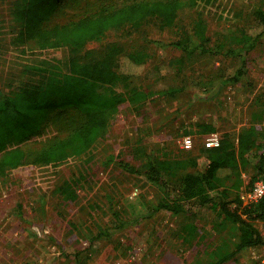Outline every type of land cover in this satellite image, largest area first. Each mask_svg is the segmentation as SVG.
I'll use <instances>...</instances> for the list:
<instances>
[{
  "label": "rangeland",
  "instance_id": "rangeland-1",
  "mask_svg": "<svg viewBox=\"0 0 264 264\" xmlns=\"http://www.w3.org/2000/svg\"><path fill=\"white\" fill-rule=\"evenodd\" d=\"M22 1L0 0V97L42 80L46 72L35 68H51L43 62L64 70L68 55L66 48L12 44L18 29L12 11ZM82 1L80 7L66 8L55 22L77 20L89 8ZM257 8L264 10V0H216L208 7L181 9L171 28L163 29L152 19L138 30H109L88 42L83 56H102L113 43L125 53L143 51L145 64L134 71L130 84L149 93V100L139 110L123 105L105 136L86 154L55 167L23 165L0 180V264H189L214 258L219 246L231 243L237 228L221 223L209 205L188 202L185 213L161 210L149 215L167 197L141 171L148 156L196 158L202 169L206 134H194L197 124L210 122L219 135L252 124L264 131V38L248 53L244 77L227 86L216 75L230 74L240 63L237 59L222 54L188 57L171 45L201 14L209 45L235 46L230 35L238 28H253ZM127 63L121 60L124 72L130 71ZM200 82L206 83L205 91ZM62 134L59 124L49 125L32 146ZM185 136L192 139L191 149L183 147ZM257 154L247 155L243 185L256 172ZM124 165L139 172L131 173ZM67 179L77 180L75 202L54 192ZM167 190L177 196V187L169 184ZM114 213L127 225L88 248L91 237L115 224ZM257 224L264 235V221ZM225 264H264V246L244 249Z\"/></svg>",
  "mask_w": 264,
  "mask_h": 264
},
{
  "label": "trees",
  "instance_id": "trees-1",
  "mask_svg": "<svg viewBox=\"0 0 264 264\" xmlns=\"http://www.w3.org/2000/svg\"><path fill=\"white\" fill-rule=\"evenodd\" d=\"M84 1V7L89 8L77 20L66 24L55 22L56 16L66 8L80 7L82 0H23L12 11L18 25L12 40L14 46L29 44L39 50L66 48L68 55L64 70L43 62L51 68H35L46 72L42 80L21 85L0 97V180L23 165L55 167L86 154L105 136L123 105L139 110L149 100V93L130 84L136 75L134 71L145 64L143 51L125 53L120 45L113 43L102 56L88 52L83 56L81 51L88 42L109 30H138L152 19L163 29L171 28L181 9L208 7L216 0H118L115 6L111 4L115 0H101L98 4ZM253 16V28L233 30L230 39L235 46L209 45L207 25L201 14L171 45L188 57L222 54L237 59L240 63L230 74L225 76V72H220L216 75L222 86L236 84L246 74L248 53L264 38V10L255 9ZM123 59L127 60L130 71L121 69ZM200 83L205 91L206 83ZM55 124H59L62 135L32 146L49 125ZM213 131L215 126L204 122L197 124L194 134ZM219 139L218 147H204L207 162L202 169H198L196 158L148 156L142 166L141 173L167 197L155 204L149 215L161 210L182 214L187 211L186 203L192 202L196 206L209 205L221 223L233 225L238 230L231 243L224 242L217 248L214 258L189 264H225L244 249L264 246V235L257 224L264 221V197L248 205L240 200L243 187L250 188L257 179L264 181V154H261L264 131L252 124L240 132H224ZM255 152L259 153L254 165L256 172L243 185L241 173L246 171L247 155ZM124 167L131 173L139 172ZM75 184L76 179L63 180L54 192L75 202L78 199ZM169 184L177 187L176 197L168 192ZM113 215L115 224L91 237L88 248L96 239L108 238L127 225L116 213Z\"/></svg>",
  "mask_w": 264,
  "mask_h": 264
},
{
  "label": "built area",
  "instance_id": "built-area-1",
  "mask_svg": "<svg viewBox=\"0 0 264 264\" xmlns=\"http://www.w3.org/2000/svg\"><path fill=\"white\" fill-rule=\"evenodd\" d=\"M183 147L185 149L192 148V139L190 136H185L182 139ZM220 144L219 134L217 132H210L204 136L203 145L206 149H213ZM244 178V177H243ZM264 197V181L257 179L253 182L250 188L240 191V200L243 205L255 204Z\"/></svg>",
  "mask_w": 264,
  "mask_h": 264
},
{
  "label": "crops",
  "instance_id": "crops-1",
  "mask_svg": "<svg viewBox=\"0 0 264 264\" xmlns=\"http://www.w3.org/2000/svg\"><path fill=\"white\" fill-rule=\"evenodd\" d=\"M241 177H242V179H243V175H242Z\"/></svg>",
  "mask_w": 264,
  "mask_h": 264
}]
</instances>
